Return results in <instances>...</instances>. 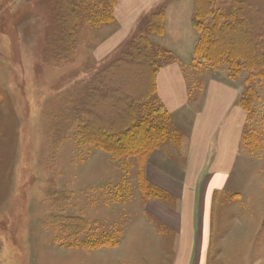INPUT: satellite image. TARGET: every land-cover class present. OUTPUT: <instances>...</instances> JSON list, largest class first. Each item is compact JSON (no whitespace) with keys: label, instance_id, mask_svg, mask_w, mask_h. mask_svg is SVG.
<instances>
[{"label":"rangeland","instance_id":"1","mask_svg":"<svg viewBox=\"0 0 264 264\" xmlns=\"http://www.w3.org/2000/svg\"><path fill=\"white\" fill-rule=\"evenodd\" d=\"M113 1L0 0V264H171L174 238L158 236L141 215V203L155 194L144 181L143 166L169 139L173 145L181 139L176 136L179 126L173 127L176 135L171 133L172 116L165 120L161 111L157 115L159 103L151 94L155 69L172 59L170 50L155 40L161 34L151 29L152 15L163 8L144 18L112 54L95 58L92 50L103 36L101 28L110 23L103 16ZM239 2L243 0H214L213 10L223 14L222 23L232 24L237 15L232 21L229 13ZM241 6L254 33L253 20H264V0H245ZM203 20L204 27L214 22L212 16ZM196 30L195 47L201 34ZM131 44L154 64L146 70L124 67L127 72L110 79L102 98L90 100L93 105L99 101L97 112L91 111L92 123L124 119L123 95L138 100L149 91L154 100L139 103L138 111L143 109L135 118L148 117L152 109L149 120L162 118L154 125L161 130L166 125L169 135L145 162L88 141L89 109L82 107L81 92L115 61L134 55ZM195 47L194 80L235 85L256 131L255 145L246 147L254 152L256 166L243 170L251 181L240 186L241 196L253 189L247 198L249 206L254 204L253 220L239 226L227 248L213 254L223 264L232 259L264 264V66L259 61L246 66L241 59L233 66L226 56L206 59Z\"/></svg>","mask_w":264,"mask_h":264},{"label":"crops","instance_id":"2","mask_svg":"<svg viewBox=\"0 0 264 264\" xmlns=\"http://www.w3.org/2000/svg\"><path fill=\"white\" fill-rule=\"evenodd\" d=\"M160 7L164 32L155 40L170 50L172 59L156 73V97L172 116L171 133L176 135L173 127L179 126L176 136L181 139L173 145L171 138L157 148L144 167L146 181L159 195L141 203L142 222L158 236L174 238L173 251L167 253L171 264H223L213 250L227 248L239 226L253 220L254 204L247 203L253 189L241 196L240 186L250 183L243 170L254 169L257 158L246 151L249 114L239 102L238 88L216 79L200 84L191 74L198 38L195 1L116 0L113 20L101 28L92 55L102 59L112 54Z\"/></svg>","mask_w":264,"mask_h":264},{"label":"trees","instance_id":"3","mask_svg":"<svg viewBox=\"0 0 264 264\" xmlns=\"http://www.w3.org/2000/svg\"><path fill=\"white\" fill-rule=\"evenodd\" d=\"M213 1L214 0H195L193 23L201 33L195 47V53H201L206 59L211 60H215L220 56H226L233 60V62H231L233 66L239 65L235 62L237 59L243 60L246 66L253 65L255 61H259V64L264 66V20L261 18L253 20V22H256V27L254 30L255 32L252 33L250 28L252 23L248 24V22H246V14L244 12L245 7L241 6L245 4V0H243V2H241L242 4L240 2L235 3L236 5L233 7L234 10L229 13V17L232 21L236 15L237 20L233 21L232 24L225 22L222 23L225 17L223 14L213 10ZM115 2L116 0L112 2V10L110 9V12L103 16L109 22L113 20L112 11ZM252 9L254 10H251V12H256L255 14L258 16L257 8L255 9L252 7ZM251 12H249L248 15H251ZM73 15L78 16L75 12H73ZM207 16L213 17L214 22L211 27L202 26V21H204L203 19ZM151 18V29L162 34L164 32L163 12L154 13ZM155 18H157V20ZM155 23H157V25ZM135 47L134 44H131V48L134 49V55L129 54V56L125 55L118 59V61H115L114 65L100 73V75L88 84V86L81 92V95L85 97V102L83 101L82 107L89 109L87 111L88 122L85 124L89 134V136H87L88 141H93L97 146L117 156L128 158L137 157L145 162L149 154L162 144L163 139L166 140L169 135V130L166 125L161 124L163 130L157 125H154L155 122L160 124L162 118L155 122L149 120L148 117H150L153 112L152 109H150L152 112L147 110L148 112L146 113V116L148 117L140 116V118H135L136 112L138 111L137 105L139 103H144V101L151 102L152 98H150V92L147 91L144 97H141V99L138 100H131L130 95H123V100L124 102L126 101L127 108L125 109L126 113L124 119L121 117L118 122L104 121L102 124H95L94 121L92 123L94 117H92L91 111L94 110V113L97 112L96 108L99 101H97L95 105L90 101L93 98H102V95H100L102 88H107L106 84L110 82V79H115V77L122 76L127 72L124 70V67L130 68V71L132 68L140 70L143 67L146 70L153 66L154 62L151 61L149 56L144 54V52L141 53L140 50ZM158 69L159 67L154 71L155 80L153 91L151 92L152 95H156V73ZM153 100L154 99H152V101ZM239 102L248 112V108L243 105L244 100H239ZM158 103V107L156 108L158 111V113L156 112L157 115H160L159 112L161 111L166 117L165 120H168V111L159 101ZM141 109H143L142 106L140 107V110ZM248 114L249 118L245 130L246 147L249 145L252 146V144L255 145L256 142V131L252 127L250 113L248 112ZM98 119L102 122L100 118ZM144 181L148 183L146 179H144ZM154 195H159V192L155 190Z\"/></svg>","mask_w":264,"mask_h":264}]
</instances>
